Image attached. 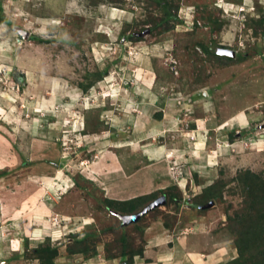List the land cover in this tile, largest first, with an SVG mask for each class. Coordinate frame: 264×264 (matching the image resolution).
Returning <instances> with one entry per match:
<instances>
[{
	"label": "rangeland",
	"instance_id": "obj_1",
	"mask_svg": "<svg viewBox=\"0 0 264 264\" xmlns=\"http://www.w3.org/2000/svg\"><path fill=\"white\" fill-rule=\"evenodd\" d=\"M176 2L181 22L156 39L135 0H0V264H45L46 248L54 264H147L156 222L180 220L176 235L194 240L198 215L238 256L227 226L246 196L238 175L264 177V0ZM219 180L223 200L191 204ZM160 190L133 217L106 202ZM86 235L90 252L71 253ZM122 237L143 250L133 263Z\"/></svg>",
	"mask_w": 264,
	"mask_h": 264
},
{
	"label": "trees",
	"instance_id": "obj_2",
	"mask_svg": "<svg viewBox=\"0 0 264 264\" xmlns=\"http://www.w3.org/2000/svg\"><path fill=\"white\" fill-rule=\"evenodd\" d=\"M135 2L137 3V6H140L141 9H143L142 7H145V9L148 11V14H145V19H142L146 24L144 30L142 31H148V37H159L162 34L174 29L178 23L177 21H180L177 16V13L180 9V4H178L176 0H135ZM152 7L155 8L154 12L151 10ZM158 15L160 16L156 18ZM257 23L259 25L264 24V15L257 20ZM144 38H147V36H124V39L130 42H141L144 41ZM200 45L208 56L213 55L220 64L223 63L225 65H229L235 61L230 57L220 56L214 53L212 54L208 46L204 44ZM240 57L241 58H239L238 61L244 59L243 55ZM96 79L97 81H100L102 79V75H99ZM92 84L85 86L84 90L88 91L91 87H93ZM161 117L162 114H159L158 118ZM4 173L6 172L1 170L0 177L3 175L5 176L6 174ZM238 179H241L242 181V185L246 191V196H244L242 208L238 211H234L233 214H228L227 218L228 229H230L236 236L235 245L238 250V256L231 260L230 264H264V177L250 171H246L242 174H239ZM225 186L226 182L223 183V181L219 180L218 182L206 188L201 195L196 196L191 204L193 206H206L207 203L213 199L223 200ZM173 187H170L169 189H173ZM178 191L180 194L179 188ZM161 194L164 195L167 193L164 190H160L128 200L107 199L106 202L115 213L126 217H133L141 213L145 207H147L155 199L159 198ZM165 196L167 198V195ZM179 199V195L175 197V195H171L170 193L168 202L173 203L175 200L178 202ZM163 220L166 229L172 230L175 228V224H172L168 218L165 217ZM88 238L89 236L86 235L82 239L76 240V245L78 247L71 253H80L86 255L88 252H90V244H87ZM121 240V242L124 243L122 255H127L130 258V261L133 263L136 256H141L143 250H127V248H129L128 237L127 239L122 237ZM46 251H48V256L46 255L44 263L54 264L53 260L58 255L57 251L52 250V248H46ZM95 251L96 248H94L91 253L93 254ZM37 253L40 254V249L37 250Z\"/></svg>",
	"mask_w": 264,
	"mask_h": 264
},
{
	"label": "crops",
	"instance_id": "obj_3",
	"mask_svg": "<svg viewBox=\"0 0 264 264\" xmlns=\"http://www.w3.org/2000/svg\"><path fill=\"white\" fill-rule=\"evenodd\" d=\"M40 167L41 168H36L38 170V173L35 174L37 177L36 179H39L40 183L44 180L41 184L43 187L50 186V183L55 179L54 176L51 175L53 170L50 169V166L46 165H40ZM60 167H58V170ZM67 180L69 179L65 180L64 178L63 182L66 183L68 182ZM31 185L36 188L41 187L37 183ZM39 190L41 191V188H39ZM39 193L40 192L37 191L35 196ZM44 207L45 204H40V206H36V209L47 210ZM212 224L213 223L206 216H195L190 224V228L199 230L200 234H198L199 236L194 240H187V237L185 235L183 236L181 233H179V236L176 235L180 227V220L177 225L178 227L172 231L166 229L163 222H156L157 229L155 231L157 235L154 234L155 237L150 240L152 241L150 242V249L148 248L145 251V259L149 260L147 264H157L159 261H162V257L163 259L165 257L172 259V262L174 259L179 264H224L231 260L233 258L232 250H234L231 241L228 240V237H225V234L223 235L222 230L217 231L212 229L215 226H212ZM154 228L155 226L152 225L151 229H153V231ZM151 235H153V233H151ZM197 242L199 243L197 244ZM228 244L231 246H228Z\"/></svg>",
	"mask_w": 264,
	"mask_h": 264
}]
</instances>
